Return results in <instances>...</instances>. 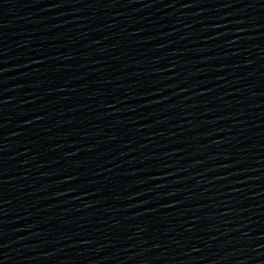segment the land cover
<instances>
[{
	"label": "water",
	"instance_id": "95a60500",
	"mask_svg": "<svg viewBox=\"0 0 264 264\" xmlns=\"http://www.w3.org/2000/svg\"><path fill=\"white\" fill-rule=\"evenodd\" d=\"M0 264H264V0H0Z\"/></svg>",
	"mask_w": 264,
	"mask_h": 264
}]
</instances>
